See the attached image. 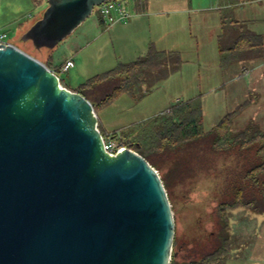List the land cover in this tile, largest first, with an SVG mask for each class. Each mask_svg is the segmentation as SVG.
I'll return each instance as SVG.
<instances>
[{"label": "water", "instance_id": "obj_1", "mask_svg": "<svg viewBox=\"0 0 264 264\" xmlns=\"http://www.w3.org/2000/svg\"><path fill=\"white\" fill-rule=\"evenodd\" d=\"M106 0H46L20 36L54 48ZM173 210L138 152L104 149L89 100L0 48V264H170Z\"/></svg>", "mask_w": 264, "mask_h": 264}, {"label": "rangeland", "instance_id": "obj_2", "mask_svg": "<svg viewBox=\"0 0 264 264\" xmlns=\"http://www.w3.org/2000/svg\"><path fill=\"white\" fill-rule=\"evenodd\" d=\"M141 1L147 4L141 13L144 20H150V24L159 20L170 24L164 31L169 33L157 42L158 45L166 44L175 50L172 53L174 59L165 62L166 70L180 65L181 61L186 66L182 64L183 71L172 73L158 83L141 102L135 103L130 95L122 94L104 107L102 110L107 117L108 129L118 133L115 136L112 133L109 135L123 140L121 134L130 133L134 138L146 130L142 122L152 120L155 115L165 117L167 109L176 99L184 100L187 96L197 99L192 103L200 107L203 137L190 142L189 148L178 149L158 158L157 172L168 192L175 221L174 247L176 249L180 245L181 250L177 251L179 256L199 258L226 243L227 253L219 264H264V195L251 180L239 177L249 167V160L254 158L255 147L222 158L213 148L215 132L210 131L226 113L246 101L248 95L254 94L256 98L261 94L264 85L263 63L247 58L224 61L220 46L237 37L241 24L253 32L264 34V0L241 5H221V0ZM36 12V8L30 7L26 0H0V21L8 24L1 31L16 46L41 61L49 50H52L51 55L55 61H61L103 30L100 6L94 7L92 14L54 48L36 49L30 41L20 39L22 34L17 36L16 33V27L23 24L27 15H36ZM224 13H227L226 16ZM233 20L241 23L235 27L230 24ZM161 33L152 28L153 38L159 37ZM105 38L102 49L95 48L97 41L85 46L81 56L83 64L79 66L85 78L117 65L99 64L101 53L124 62L132 61L136 55L143 53L136 54L132 48L128 49L125 41L122 44L119 34L107 32ZM76 69L77 66H74L67 73L59 74L62 85L66 82L68 85L65 87L70 90L83 82L78 80ZM235 86H241V89L235 90ZM260 108L263 110L256 118H235L234 128H242L249 119L263 128V102ZM238 187H241L240 191H236ZM237 194L245 202L254 199L256 208L240 206L227 209V220H224L218 213V204L232 203L237 199Z\"/></svg>", "mask_w": 264, "mask_h": 264}, {"label": "trees", "instance_id": "obj_3", "mask_svg": "<svg viewBox=\"0 0 264 264\" xmlns=\"http://www.w3.org/2000/svg\"><path fill=\"white\" fill-rule=\"evenodd\" d=\"M254 1L260 0H221V5H241ZM233 23L238 25L241 22L233 20ZM244 26H239V34L231 45L225 48L226 53L223 56V60L247 58L261 61L264 65V34L253 32ZM171 59H174L172 52L156 50L153 46H150L144 56L137 57L127 63H118L105 72L95 74L81 82L73 91L80 93L91 102L98 117L99 110L109 105L122 94H128L134 99L142 97L145 91L142 89V86L151 88L156 81H160V79L165 77L167 70L171 68L168 67L166 70L167 64L165 62L169 63ZM42 62L50 68L47 62ZM54 72L59 76L58 72ZM153 74L155 75L154 78L149 77ZM60 82L62 83L61 79ZM192 102L174 108V118L172 115L166 113L167 115L163 118L156 117L145 121L143 122L146 126L144 133H138L134 138H127L124 135L121 139L124 140L128 148L138 152L158 170V158L164 156L166 153H174L178 149L189 148L190 142L203 137L204 134L200 129V107L198 104L193 105ZM235 113L236 111L226 113L210 130L215 132L212 141L213 148L226 153L227 155L225 156H228L234 154L233 152L255 147L254 158L249 160V167L239 177L251 180L256 189L264 195V127H259L255 123L248 124L244 128L235 129L233 124ZM98 128L102 136H105V132L101 129L99 122ZM112 134L115 136L116 133L113 132ZM160 178L162 180L161 176ZM240 190L241 187L236 189V191ZM238 194L237 199L232 203L222 202L218 204V213L224 220H227L225 217L227 209L238 206L256 208L254 206V199H249L245 202L241 200ZM175 245L174 237L170 264H219L227 253L225 243L224 246L216 247L199 258H191L184 255L179 256V252L177 251L178 249L181 250L180 245H177L176 249Z\"/></svg>", "mask_w": 264, "mask_h": 264}, {"label": "crops", "instance_id": "obj_4", "mask_svg": "<svg viewBox=\"0 0 264 264\" xmlns=\"http://www.w3.org/2000/svg\"><path fill=\"white\" fill-rule=\"evenodd\" d=\"M26 1H27V4L30 5V7L33 6L34 8H36L37 12H36V15H32V14L27 15V17H26L25 21L23 22V24H19L16 27L17 36L21 35L36 19L39 18V16L41 15V13H42V11H43V9L45 7V3H46L45 0H43V1L42 0H26ZM129 1L130 0H127L125 2V9L127 10V12H129V15L125 19L119 20V21L115 22L110 27L106 26L105 23H103L102 22V19H101V26L103 27V30L97 32V34L94 37H92V39L90 41H87L86 42V45H84V46L81 45V46L77 47L75 50H73L71 52V54L69 56L65 57L61 61H55L52 58V55H51V51L52 50H49L46 54L43 55L44 56L43 57L44 59L42 61L47 62L51 70L58 72V74H61V72H60L61 64L66 59H71L73 61V63H74V65L71 68H73L74 66H77L76 73L78 75V80H83L84 81V79H87V78H85L82 75V73L80 72V71H83V69H79V66H81L83 64V60L81 59L82 52L84 51L85 46H90V44L94 43V41H97V46L95 48L97 50L98 49H102V45H105V39H106L105 38V33H107V32H110L113 35L114 34H116V35L119 34V38H120L122 44H123V41H125L126 44H127L126 47L128 49L132 48L133 49L132 51L135 52L136 54H137V52H143L141 54L138 53L139 55H136V57H134V59H136L137 57L144 56L147 53V51H148V49H149L150 46L151 47L153 46V48H155L156 50H162L164 52H172V53H174L173 52V51H175V50H173L174 48L172 49V47H170V46H168L166 44H159V45L157 44V42L160 39L166 37V34L169 33V32H164L166 30V28H169V25H170L169 22H166L164 20H159V21H157L154 24H152V23L150 24V20H144L143 19V16L141 15V13L144 11V9L147 6V4H145L141 0H132V3L131 4L129 3ZM133 13H135V14H133ZM226 14L224 13L225 16H226ZM158 15H160V14H158ZM28 19H30V21ZM230 24L235 25L233 22H231ZM241 25L244 26V24H241ZM5 26H8V24L7 23L4 24L3 20H1L0 21V30L2 28H4ZM235 27H236V25H235ZM244 27H247V26L245 25ZM152 28H155V30H160V32H162L161 35L159 37H157V38H153V36H152ZM171 28H173V26ZM17 38L18 37H16V39ZM109 38H110V36H109ZM124 39H126V40H124ZM233 40H232V42H233ZM166 41H168V40H166ZM230 41H228L227 44H224L223 46H220V51H222L221 53L223 55L226 53L225 48H227V47H229L231 45L232 42H230ZM134 59H132V60H134ZM178 59L182 60L181 57L180 58L178 57ZM98 61H99V64H101V65L102 64H113V66H114V65H116L118 63H127V62H130L131 60L130 61H125V62L124 61H118V59L116 57L110 56V58H109V56L104 55V54L101 53L99 55V57H98ZM182 64H184V66H186L185 63H184V61L183 62L181 61L180 65L178 64L174 68H169L167 70L166 76L163 77L162 79H160V81H156L152 85L151 88H147V86L146 87L143 86V89L145 87V89H144L145 91L143 93V96L140 97V98L135 99L134 100L135 103H138V102H141L142 100H144L145 97L148 96L152 92L151 90L158 83H160L164 79H167L172 73H179V72L183 71L184 70V67H183ZM67 72H64V73H67ZM263 77H264V70H263ZM182 80H183V84H185L184 79H182ZM258 81L260 82V79ZM67 85L68 84L65 82L64 83V86H67ZM77 86H75L74 88H76ZM261 88H262V91H261V94L259 96H257L255 98L254 97V94L248 95L249 98L246 101H243V102L239 103L235 107V109L232 110V111H236V113L234 114L233 118H256L257 114H259V112L261 113V111L263 110V108L261 110V108L259 109V107H260L261 102L264 103V97L262 98V96H261V95L264 96V85ZM234 89L235 90L241 89V86H235ZM258 99H259V102H256V100H258ZM191 101H197V99L195 100V99L190 98L188 96L184 100H178V99H176L175 100V103L173 105H171L167 109L166 113H168L169 115H172V117L174 118V116H173V110H174V108L184 106L185 104H188V102H191ZM255 102L257 104H255ZM102 109L99 110V112H98V122L100 124V127L107 134L113 133L112 131H110L108 129L109 128L108 127V122L105 119L107 117H106V115L103 114V112H105V111H103ZM158 116L159 115H155L152 118H156ZM244 124L245 125L242 128H244L248 124H255V122H254V120L251 121L249 119V122L248 121H245ZM116 134H118V133H116ZM119 134H121V132H119ZM121 135L122 136L125 135V136H127V138H131L132 137L130 135V133L129 134L122 133ZM220 155L222 156V158H225V155H227V154L221 152L220 150H218V156H220ZM238 207H240V206H238ZM262 213H263L262 216L264 217V211H262Z\"/></svg>", "mask_w": 264, "mask_h": 264}, {"label": "built area", "instance_id": "obj_5", "mask_svg": "<svg viewBox=\"0 0 264 264\" xmlns=\"http://www.w3.org/2000/svg\"><path fill=\"white\" fill-rule=\"evenodd\" d=\"M127 0H106L100 4V13L102 22L110 27L115 22L125 19L129 12L125 9V2ZM98 7V6H97ZM13 44L7 34L0 30V48L4 45ZM74 65L71 59H66L60 67V72H67ZM103 146L107 152L114 153L127 147L123 140L114 138L113 136H103Z\"/></svg>", "mask_w": 264, "mask_h": 264}]
</instances>
